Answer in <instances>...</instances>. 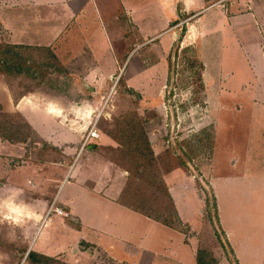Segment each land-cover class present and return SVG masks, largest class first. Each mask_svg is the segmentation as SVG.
I'll return each instance as SVG.
<instances>
[{
	"label": "rangeland",
	"instance_id": "374dc122",
	"mask_svg": "<svg viewBox=\"0 0 264 264\" xmlns=\"http://www.w3.org/2000/svg\"><path fill=\"white\" fill-rule=\"evenodd\" d=\"M25 1L0 0V60L13 55L19 62L8 65L20 66L12 92L39 88L42 104L62 109L56 130L43 106H23L51 143L82 139L56 165L60 149L42 156V139L38 148L36 136L28 147L0 137V264H47L31 263L29 249L69 264H116L100 245L119 264H264V0H230L233 15L225 2L207 8L192 27L188 3L215 0ZM185 11L194 14L164 31ZM107 70L124 79L110 96L113 78L100 91L80 86L86 76L98 90L93 80ZM100 112L102 130L130 115L142 121L166 191L138 179L133 161L122 178L126 168L105 159L118 161L114 149L92 155L99 137L83 147ZM25 149L35 161L12 167L2 157ZM53 202L70 214L46 217Z\"/></svg>",
	"mask_w": 264,
	"mask_h": 264
},
{
	"label": "trees",
	"instance_id": "16d2710c",
	"mask_svg": "<svg viewBox=\"0 0 264 264\" xmlns=\"http://www.w3.org/2000/svg\"><path fill=\"white\" fill-rule=\"evenodd\" d=\"M192 14H183L182 17H179V19L172 22L171 25H177L182 20L187 19ZM11 47H22L20 45H13ZM8 53L10 51H7ZM4 54V53H3ZM2 54V55H3ZM5 57V59L0 60V75H3L6 80L10 84L9 77L17 75V72H20L18 67L19 65H8L7 61L11 60L13 62L18 63L17 57L15 58L13 55L4 54L2 58ZM125 62V60H124ZM21 66L26 68L25 65L21 63ZM202 75V74H201ZM198 78L200 79V73L198 74ZM116 79V78H115ZM201 80V79H200ZM203 81V80H202ZM124 84L123 76H120L119 80L117 81L118 84ZM11 86V84H10ZM203 88V86H202ZM130 91V90H129ZM109 91L107 92V94ZM12 95L15 96L12 92ZM18 99L19 96H15ZM101 119H98L97 122V129L100 133L106 134L110 136L115 142L116 146H103L94 144L93 149L94 151H100L103 155L106 154V151L109 150H115L116 154L119 156L118 161L115 159L114 155H109L107 158L112 160L115 164H119L123 166L124 170H126L128 173H133L134 169H130L129 167H126L131 161L136 164L135 166V175L138 179H141L147 183H150V185L157 184L159 188H163L166 191V184L162 177H160L158 173V168H155V158L154 153L152 151V147L150 145V140L146 134V132L143 129V123L142 121H138L137 118L133 115H130L127 122H119V125L117 127H108L106 129H101L100 127V121ZM35 138V142H40L41 138L37 135L36 131L32 128V126L27 122L22 116L18 113H2L0 114V137L7 139L11 142H26L27 139L30 137ZM39 147V146H38ZM42 156L49 151L50 146L47 145L44 142V146L42 147ZM135 148V149H134ZM135 152L136 155L131 156L130 153ZM138 153V154H137ZM48 154V153H47ZM131 160L130 158H134ZM43 162V161H42ZM128 168V169H127ZM77 226L78 225H74ZM28 260L33 263L34 261L41 260L45 261L47 264H69L65 263L63 261H59L58 259H55L53 256L45 255L40 252L35 251L34 249H31L28 253ZM201 264V263H200Z\"/></svg>",
	"mask_w": 264,
	"mask_h": 264
},
{
	"label": "crops",
	"instance_id": "0c3cea01",
	"mask_svg": "<svg viewBox=\"0 0 264 264\" xmlns=\"http://www.w3.org/2000/svg\"><path fill=\"white\" fill-rule=\"evenodd\" d=\"M25 1V0H24ZM41 1H43V2H49L48 0H41ZM67 1L68 0H66L65 2L67 3ZM230 0H225V1H223V2H225L223 5H221L223 2H221V3H218V0H215L214 2H212L211 4H208L207 6H205L204 8H192V4L191 3H188L189 5H188V7H187V10H189V11H193V12H195V14H194V16L193 17H191L192 19V23H191V27H192V25L194 24V23H196L198 20H199V18L201 17L200 15H198V14H200L203 10H205V9H207V8H211V7H215V5H221V6H223V8L225 9L226 8V11L229 13V14H232L230 11H229V9L227 8V5H228V2H229ZM18 2H20V3H22L21 2V0H18ZM28 2H30V3H34L35 4V0H27V1H25V4L26 3H28ZM50 3V2H49ZM226 3H227V5H226ZM201 5V4H200ZM259 5H261V4H259ZM185 13H187L188 14V12L187 11H185ZM184 12L182 13V14H185ZM233 15V14H232ZM182 22V21H181ZM190 27V28H191ZM1 28V27H0ZM171 28H173V25H169L164 31H167V30H170ZM70 25H68L67 26V28H65L64 29V31L62 32V34H60V35H58V37L56 38V40L53 42V44H51V45H49V47H51L52 49H54V48H56L58 45V43H59V39L60 38H64V37H67V34L70 32ZM1 30H2V28H1ZM157 35V34H156ZM155 35V36H156ZM153 38H154V36H153ZM151 39V38H150ZM4 42H6V43H9V42H7V41H4ZM60 44V43H59ZM14 45H22V46H36V45H30V44H14ZM42 46V45H41ZM136 47H133L132 49H131V51L128 53V55H131V53H132V51L135 49ZM56 51H57V49H56ZM56 51H54V53L55 54H57L56 53ZM127 58H128V56H127ZM127 58H125V60L127 59ZM144 68H145V66H144ZM105 72H107V73H105ZM105 72H103L104 74H101L102 76L101 77H99V76H95V78H94V80L93 81H95L96 83V85L97 86H99L98 88V90H96V88L94 87H91V85H88V80H87V78H86V76H82V79H85V81H86V83H80V86L81 87H83V86H87V88H89L90 90H95V91H100V88L101 89H104L105 88V86H103V84H104V82H105V76H106V78H108L109 80L111 79V78H114V75H113V72H110L109 70H107V71H105ZM85 77V78H84ZM112 80V79H111ZM92 83V82H91ZM86 84V85H85ZM93 86V85H92ZM38 89V90H37ZM38 91H39V88H36V89H33V88H31L30 89V91L27 93V94H21V95H19V98L16 100V99H14V96L12 95V88H11V86H10V84H9V82L6 80V78L3 76V75H0V112H3V113H18V114H20L21 116H22V118H24L27 122H29V124L32 126V128L38 133V135H39V137L42 139V141H44L47 145H49L50 146V148H51V150H56L57 148L58 149H60L59 151H57V152H60L59 154H61V155H59V158H58V160H56V158H50V160H53L54 162V164H58V165H65L66 164V160H65V157H67V158H71V156H73L74 155V153H73V149H77V147H78V144H79V142L81 141V139H80V137L78 136V135H72L71 137L72 138H75L74 140H72L71 138H70V136L69 137H66V136H59L60 138H59V141H58V145H56V144H54V143H51L50 141V139H52V137H45V136H42V135H40V133L37 131V129L34 127V122H32V120L30 119V115H29V110L27 111L26 109H24V104L25 105H27V107H29V108H31V110H33L35 107H41V106H43L44 107V109H45V111L48 113V115H51V116H53V118H54V120L56 121V124H55V127H56V130H57V127L58 128H60L59 127V125L58 124H62V122H65L64 121V119H65V117H64V119H63V117L61 118V121H59V118H60V115H57L58 114V112H62V109L61 108H58L59 106L56 104V103H54V102H47V105H44V104H42L41 103V100L39 99V94H38ZM102 97H103V95H102ZM91 103V102H90ZM98 103V102H97ZM90 105V104H89ZM92 105L94 106V107H92L91 105H90V107L91 108H97V104H96V101L94 102L93 101V103H92ZM96 105V106H95ZM82 106V105H81ZM81 109H83V107H81ZM62 127V126H61ZM60 130V129H59ZM64 130H67L66 128H62V131H64ZM67 132V131H66ZM67 134H69V132H67ZM99 138H98V140L96 139V141H95V143L94 144H98V145H103V146H116V142L110 137V136H108V135H106V134H103V133H100L99 132ZM1 140V139H0ZM5 141H8V142H11V141H9V140H7V139H4ZM100 141V142H99ZM11 143H14V144H16V145H20V146H24V147H28L29 145H30V143H28V141H26V142H22V143H19V142H11ZM33 145H36V147H38V145H39V143L38 142H34L33 143ZM32 146V145H31ZM33 147V146H32ZM32 147L30 148V149H32ZM33 148H35V147H33ZM39 148V147H38ZM90 149V151H92V155H94V156H99V154H96L95 153V151H94V149H93V145L89 148ZM26 152V149H25V151H24V153H22V154H20V153H16V154H9V153H7V155L6 154H3L2 155V157H7V158H9L10 160H11V166L12 167H15V166H20V165H23V164H28L30 161H35V159H33V158H31L27 153H25ZM10 153H13V152H10ZM28 155V156H27ZM25 156H27V157H25ZM22 157H25L24 159L25 160H22ZM30 159V160H27V159ZM105 159H107L111 164H112V166H117V164H115L112 160H110L109 158H106L105 157ZM15 160H17V161H15ZM72 161V160H71ZM13 163H15V164H13ZM37 163V162H36ZM44 163H46V164H48V162H44ZM72 164V163H71ZM118 167V166H117ZM118 169H119V175L120 176H122V178H124V179H127V177H128V172L126 171V170H124V169H121L120 167H118ZM30 183L31 185H34L33 184V182L29 179L28 181H27V183ZM90 186H94V182H91V184H90ZM63 206V205H62ZM65 207V206H64ZM67 209H68V211H70L71 213H72V208L71 207H66ZM70 214V213H69ZM73 214V213H72ZM70 219V222H72V225L74 226L75 224L77 225L78 224V227L81 225L82 226V224H81V222H79V218L77 217V216H75L74 214H73V218L71 217V218H69ZM75 227H77V226H75ZM104 229H106V228H104ZM38 231V230H37ZM102 233H106V232H104V231H101ZM125 241H128V240H125ZM81 242H86V243H89V242H87V241H85V240H80V242L79 243H81ZM130 242V241H129ZM91 244V243H90ZM101 247H96L95 246V249H99L100 251H102L105 255H106V257H108L109 259H111V260H113V262L114 263H116V264H119L118 262H117V260H119L114 254H112V255H114V256H109V252H112V249H111V245H100ZM33 247V246H32ZM75 246H72V248H74ZM92 247H93V245H92ZM71 248V249H72ZM38 252H40V253H42V254H45V255H49V254H46V253H44L43 251H38ZM74 252H76V249L74 250ZM80 252V251H79ZM68 253V252H67ZM116 254H117V251L115 252ZM49 256H52V255H49ZM120 261V260H119ZM123 263V262H122Z\"/></svg>",
	"mask_w": 264,
	"mask_h": 264
},
{
	"label": "built area",
	"instance_id": "2783aa9c",
	"mask_svg": "<svg viewBox=\"0 0 264 264\" xmlns=\"http://www.w3.org/2000/svg\"><path fill=\"white\" fill-rule=\"evenodd\" d=\"M223 1H225V0H220L218 3H221V2H223ZM117 81H118V80H117ZM117 81H116V83H117ZM115 85H116V84H115ZM114 88H115V86H114ZM101 114H102V113L100 112V114H99V116L97 117V119H96L94 125L92 126L91 130L89 131L88 135L86 136L85 140L83 141V147L86 146L87 143H88L91 139H94V138H98V137H99L100 134H96V133H95V129L98 130V129H97V122H98V119H99V117L101 116ZM53 212H54V213H57V214H59V215H62V216H64V217H66V216L69 215L68 212H66L62 207L58 206L55 202H53V203L50 204L49 211L47 212L46 217L49 216V215H50L51 213H53Z\"/></svg>",
	"mask_w": 264,
	"mask_h": 264
},
{
	"label": "water",
	"instance_id": "95a60500",
	"mask_svg": "<svg viewBox=\"0 0 264 264\" xmlns=\"http://www.w3.org/2000/svg\"><path fill=\"white\" fill-rule=\"evenodd\" d=\"M119 78H120V76H118V77H117V80H118ZM112 80H113V81H115V80H116V79H115V77H114ZM117 80H116V81H117ZM116 81H115L114 85L112 86V88H111V90H110V92H109V95H108V96H110V94H111V91L114 89V86H115V84H116ZM29 251H30V249H29ZM29 251H28V253H29ZM28 253H27V254H28Z\"/></svg>",
	"mask_w": 264,
	"mask_h": 264
}]
</instances>
